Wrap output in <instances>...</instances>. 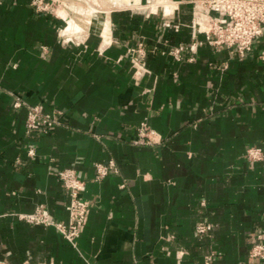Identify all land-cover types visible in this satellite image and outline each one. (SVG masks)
Instances as JSON below:
<instances>
[{
    "label": "crops",
    "instance_id": "obj_1",
    "mask_svg": "<svg viewBox=\"0 0 264 264\" xmlns=\"http://www.w3.org/2000/svg\"><path fill=\"white\" fill-rule=\"evenodd\" d=\"M68 1L56 15L0 0V264H204L211 253L244 264L264 233V160L246 154L264 147V35L243 59L204 45L177 61L167 52L192 40L190 0ZM141 43L145 74L133 63ZM16 96L60 123L28 132ZM144 121L154 144H138ZM111 161L99 179L96 165ZM66 168L91 204L75 245L20 218L43 206L69 221ZM200 220L213 225L203 237Z\"/></svg>",
    "mask_w": 264,
    "mask_h": 264
},
{
    "label": "built area",
    "instance_id": "obj_2",
    "mask_svg": "<svg viewBox=\"0 0 264 264\" xmlns=\"http://www.w3.org/2000/svg\"><path fill=\"white\" fill-rule=\"evenodd\" d=\"M174 1V0H173ZM60 0H31V5L37 12L53 13L58 15L57 9ZM176 6L172 13L164 16L171 18L179 9L180 2L175 1ZM191 19L187 24L192 29V40L189 43H181L168 50V54L175 60L193 61L198 49L208 45L214 49L225 48L230 53H237L241 59L252 50L254 41L264 35V0H190ZM166 26H173L179 30L181 24L171 20L165 22ZM46 49L45 46H42ZM138 56H134L133 63L136 72L145 74L147 49L144 44L134 49ZM14 67L16 65L14 64ZM225 68V66H223ZM222 68V69H223ZM14 107L26 108V128L28 132H48L60 123V111L44 113L38 105L29 104L21 96H16ZM138 144L151 145L156 142V133L147 122H142L138 127ZM29 154L34 155L35 150L29 149ZM247 158L252 162L264 160V147L261 145L251 146L247 149ZM98 178H105L111 169L115 168L114 162L109 164L99 163L96 165ZM59 179L67 191V209L69 221H55L43 207L39 206L33 213L20 214V218L35 224L55 226L61 235L71 244L75 245L82 233L90 212L89 200L83 198L86 182L81 179L72 168H66L59 172ZM213 225L200 220L195 227L196 233L203 237L212 231ZM214 254L206 256L204 264H212ZM244 264H264V233H259L253 240L249 252V258Z\"/></svg>",
    "mask_w": 264,
    "mask_h": 264
},
{
    "label": "rangeland",
    "instance_id": "obj_3",
    "mask_svg": "<svg viewBox=\"0 0 264 264\" xmlns=\"http://www.w3.org/2000/svg\"><path fill=\"white\" fill-rule=\"evenodd\" d=\"M139 0H130V4H122V5H120L119 3L116 5V6H118V7H121V8H128V9H132V8H135V7H142V4L141 3H139L138 2ZM151 1H153L154 3L155 2H159L160 0H151ZM83 2V3H82ZM82 2H80V4L82 5V6H84L85 8H87L88 7V5H89V2L90 3H92V1H82ZM88 2V3H87ZM95 2H97V0H95L94 1V3ZM87 3V4H86ZM143 4H146L147 2L144 0L143 2H142ZM160 3V2H159ZM161 3H163V2H161ZM69 4H70V2L68 1V0H60V2L58 3V5H59V7L60 8H63V7H66V5L67 6H69ZM109 4H111V1L109 2L108 1V3L107 2H105L104 1V3H103V7L105 6V5H109ZM133 4V5H132ZM117 7V8H118ZM59 9V8H58ZM137 10V9H136ZM72 13V12H71ZM80 18H81V16H77V18H76V20L78 21V22H80Z\"/></svg>",
    "mask_w": 264,
    "mask_h": 264
},
{
    "label": "bare ground",
    "instance_id": "obj_4",
    "mask_svg": "<svg viewBox=\"0 0 264 264\" xmlns=\"http://www.w3.org/2000/svg\"><path fill=\"white\" fill-rule=\"evenodd\" d=\"M95 1V0H94ZM101 1V0H100ZM117 3H119L120 5H122V4H130V0H115ZM139 2V1H138ZM161 2V1H160ZM167 1H165V3H166ZM95 3H97V2H95ZM104 3V2H103ZM102 3V4H103ZM140 3V2H139ZM170 3V2H169ZM92 4V3H91ZM116 4V3H115ZM156 4V3H155ZM166 4H168V3H166ZM90 5V4H89ZM133 5V4H132ZM157 5V4H156ZM162 5H165V4H163L162 3ZM173 5V4H172ZM72 5H70V7H71ZM76 6V5H75ZM167 6V5H166ZM166 6L164 7V8H166ZM95 7V6H94ZM170 7H171V4H170ZM169 6H167V8H169V9H174V8H170ZM172 7H174V6H172ZM92 8V7H91ZM166 8V10L168 11V9ZM77 9H79L78 7H77ZM82 9V8H81ZM88 10V9H87ZM86 10V11H87ZM84 11V10H83ZM156 11V10H155ZM96 14V13H95ZM167 14V13H166ZM63 16H64V13H63ZM66 16V15H65ZM64 16V17H65ZM70 17V16H69ZM71 18H72V16H71ZM68 19V18H67ZM66 19V20H67ZM72 20V19H71ZM74 20V19H73ZM104 21V20H103ZM74 22H75V20H74ZM105 23V22H104ZM72 24V23H71ZM76 24V23H75ZM78 25V24H77ZM104 25V24H103ZM75 26V25H74ZM78 27H76V29H77ZM80 28H81V26H80ZM104 28H106L105 26H104ZM107 29V28H106ZM75 31V30H74ZM73 32V31H72ZM104 32H106V31H104ZM103 32V33H104Z\"/></svg>",
    "mask_w": 264,
    "mask_h": 264
}]
</instances>
